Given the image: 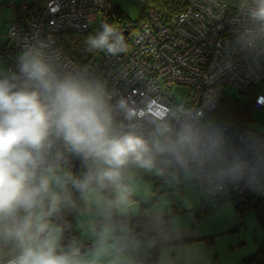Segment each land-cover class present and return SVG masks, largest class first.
<instances>
[{
  "label": "clouds",
  "instance_id": "1",
  "mask_svg": "<svg viewBox=\"0 0 264 264\" xmlns=\"http://www.w3.org/2000/svg\"><path fill=\"white\" fill-rule=\"evenodd\" d=\"M249 16L264 27V0H253ZM51 43L36 34L22 42L14 67L0 65V264H104L110 256L109 264H117L122 250L110 214L91 252L77 240L61 243L64 228L53 220L77 207L73 194L102 198L110 189L112 206L120 208L132 195L125 174L130 165L149 172H159L162 159L185 169L214 165L226 160L225 142L192 123H137L127 101L86 69L59 71ZM84 43L89 53L127 50L122 32L108 22ZM69 156L86 171H70ZM225 167L231 176L242 172L235 159Z\"/></svg>",
  "mask_w": 264,
  "mask_h": 264
},
{
  "label": "built area",
  "instance_id": "2",
  "mask_svg": "<svg viewBox=\"0 0 264 264\" xmlns=\"http://www.w3.org/2000/svg\"><path fill=\"white\" fill-rule=\"evenodd\" d=\"M186 1L185 9L168 20L151 8L136 29L124 36L125 52L117 56L96 52L79 67L64 55L61 36L93 28L99 18L98 23L112 14V0L10 2L13 16L0 35V61L14 67L22 42L36 34L46 35L52 41L49 55L59 71L86 69L115 98L127 101L137 123L149 127L168 119L222 134L225 162L187 168L195 172L197 186L208 196L264 198V136L229 121L203 122L229 86L242 94L254 88V107H264V27L249 16L253 0H242L234 14L221 0ZM175 86L186 89L183 102L176 101ZM233 159L242 165L236 176L226 174L225 164ZM160 167L165 180L180 168L163 159ZM79 242L84 251L94 247Z\"/></svg>",
  "mask_w": 264,
  "mask_h": 264
},
{
  "label": "rangeland",
  "instance_id": "3",
  "mask_svg": "<svg viewBox=\"0 0 264 264\" xmlns=\"http://www.w3.org/2000/svg\"><path fill=\"white\" fill-rule=\"evenodd\" d=\"M122 9L132 23L136 20L140 11L138 4L134 3V1L123 3ZM6 17H3L2 20L6 19ZM99 21L100 18L94 26ZM6 31L7 26L3 22L0 24V35ZM0 65L7 67L8 62L0 61ZM186 92V89L175 86L174 97L176 101L183 102ZM223 92L226 96L234 97L239 95L238 91L230 86L223 88ZM249 121L247 126L260 136H264V107H252ZM158 168L160 169L159 172L155 170L149 172L130 165V169L125 174L130 181L132 195L129 203L120 208L112 206L114 194L110 189L102 194V198L91 195L86 200L83 199L79 212L77 213L75 229L85 232L88 231L89 225L94 226L92 225L94 222L90 221V224L86 222L90 213H94L96 216L109 213L122 215L124 221L122 224L120 222V225L116 227L114 236L121 239L118 245L123 253L127 249H132L131 244L125 241L127 238L125 236L127 235L126 229H128L130 219L138 217L141 212L140 206L149 202L152 203L145 208L144 215L154 220L167 214L171 215V222L176 226L175 234L178 237L185 235L188 224L194 220V214L201 211V208L204 206L215 207L223 201L226 202L224 204V212H221L220 208L217 212L210 215L207 222L211 226L217 223H224L230 217H233V219L238 218V213L229 200V197L225 195L221 197L208 196L205 191L197 186V176L192 170L187 168L174 169L172 176L176 170H179L181 177L175 181L167 182V180L163 179L160 164H158ZM172 176L169 180L172 179ZM243 214V226L240 227L238 224V228L225 229V231H222L218 235L209 238L208 243L213 247L212 249L217 255L218 261L216 264H238L241 258L246 256L245 254L254 252L259 242H261V239L264 238V228L257 221L255 210L248 208ZM223 223L222 225L226 227ZM231 244L233 247H229Z\"/></svg>",
  "mask_w": 264,
  "mask_h": 264
},
{
  "label": "trees",
  "instance_id": "4",
  "mask_svg": "<svg viewBox=\"0 0 264 264\" xmlns=\"http://www.w3.org/2000/svg\"><path fill=\"white\" fill-rule=\"evenodd\" d=\"M134 3L138 4L140 11L136 20L130 22V19L125 15L122 9L115 4L112 14L102 19V21L93 28L83 33L66 32L61 36V45L69 59L73 60L76 65L81 66L87 62L93 53H89L85 50V39L90 34L100 28L102 22H108L115 24L120 28L122 34H130L133 32L138 24L146 18L148 10L151 8L155 9L159 17L163 20H168L174 14L182 12L185 9L186 0H133ZM228 4L230 14H234L235 10L240 6L242 0H221ZM123 31H126L125 34ZM256 90L250 89L247 93H239L237 96H224L218 101L215 111L205 117L204 123H214L218 121H229L236 125L247 126L250 122V113L252 107H254V98ZM161 163V162H160ZM159 163V164H160ZM67 168L76 175H80L86 171L81 161L73 156H69L67 160ZM130 166L125 170L128 171ZM74 199L77 202L75 209L65 208L57 217L54 218L53 223L60 225L64 228L63 237L61 243L67 245L72 240L82 241L78 238V234L75 229L77 216L79 209L82 204V200L78 193H74ZM229 200L232 202L233 207L240 217H243V213L248 208H253L256 213V218L259 224L264 228V198H258L250 201L248 197H230ZM152 203V202H151ZM146 203L140 206V215L136 218H132L129 221L130 235L128 242L131 244V248L134 254V264H156V255L159 247L176 244L173 236V228L171 222V215L163 216L157 220L146 217L144 215L145 208L151 204ZM144 207V208H143ZM211 213L210 206H204L201 211L194 214V221L199 222L203 220ZM112 216L113 226H119L120 222L124 221L122 215L116 213H109ZM105 214L96 216L94 218V224L96 227L104 222ZM255 218V219H256ZM134 238V240H133ZM9 252V247H4L2 253L6 254ZM238 264H264V239L260 242L257 250L251 254H247L241 259Z\"/></svg>",
  "mask_w": 264,
  "mask_h": 264
},
{
  "label": "crops",
  "instance_id": "5",
  "mask_svg": "<svg viewBox=\"0 0 264 264\" xmlns=\"http://www.w3.org/2000/svg\"><path fill=\"white\" fill-rule=\"evenodd\" d=\"M20 1L22 0H0V24L4 22V24L7 26L8 20H10L11 17L13 16V9L11 8L10 2H13L16 4V3H19ZM130 1H133V0H112V2H114V4L119 6L121 9H122L123 3L125 4ZM5 16H7L6 19L2 20V18ZM224 204H226L225 201L221 202L220 205L218 206H215V207L210 206L211 213L203 220H200L199 222H195L194 220H192L188 224L187 229L185 230L187 232H185V235H183L182 237H178L175 234L176 226L175 224H172V228H173L172 234L174 236V239L179 242L176 244H172V245L162 246L161 248L159 247V250L157 251V255H156V264H216L218 261L216 257L217 255L214 253L212 249L213 247L209 245L208 243L209 238L215 235H218L222 231H225V229L229 230L234 227L238 228V224L240 225V227L243 226V217H240L238 214H237L238 216L237 219H233V217L232 218L230 217L229 219H226V222L224 223L222 222L226 227H224L222 223H217L211 226V224L207 222V220L210 218V215L213 214L214 212H217L218 209L221 208L220 211L224 212V208H225ZM95 217L96 215L94 213L92 214L90 213V215L86 219V222L88 224H90V221L94 222ZM114 229H115L114 231V235H115L116 233L115 226H114ZM97 230H98V226L96 227L95 225L94 226L89 225L88 231L84 232V231L76 230V232L80 240H83L88 243H92L95 247V242H96L95 233L97 232ZM126 231H124L127 233V235H125L127 236L125 241L129 243L128 235H130V225L128 226V229H126ZM114 240L117 244L121 242V239L116 236H114ZM111 242L112 241H110V243ZM259 245H260V242H259ZM94 247L86 250L85 252H91L94 249ZM229 247H233L232 244ZM111 259H112L111 256L108 257L105 260L104 264H109V261ZM134 262H135V258H134L132 249L125 250L122 253V255L118 257V260H117V264H134Z\"/></svg>",
  "mask_w": 264,
  "mask_h": 264
},
{
  "label": "water",
  "instance_id": "6",
  "mask_svg": "<svg viewBox=\"0 0 264 264\" xmlns=\"http://www.w3.org/2000/svg\"><path fill=\"white\" fill-rule=\"evenodd\" d=\"M126 31H123V33L125 34ZM174 176H172V179L171 180H167V182H170V181H175L176 179H179L181 177V173L179 170H177L176 172H174Z\"/></svg>",
  "mask_w": 264,
  "mask_h": 264
}]
</instances>
